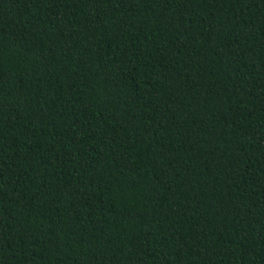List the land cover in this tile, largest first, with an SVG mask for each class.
<instances>
[{
    "label": "trees",
    "instance_id": "1",
    "mask_svg": "<svg viewBox=\"0 0 264 264\" xmlns=\"http://www.w3.org/2000/svg\"><path fill=\"white\" fill-rule=\"evenodd\" d=\"M0 264H264V0H0Z\"/></svg>",
    "mask_w": 264,
    "mask_h": 264
}]
</instances>
